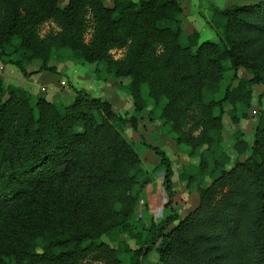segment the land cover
Here are the masks:
<instances>
[{
    "label": "rangeland",
    "instance_id": "obj_1",
    "mask_svg": "<svg viewBox=\"0 0 264 264\" xmlns=\"http://www.w3.org/2000/svg\"><path fill=\"white\" fill-rule=\"evenodd\" d=\"M18 1L14 14L7 15L5 3L0 0V37L4 38L5 44L0 51L4 58H21L23 54L26 70L41 64L52 65L54 69L26 75L12 62L0 58L2 86L25 90L19 95H12L6 90L3 98H13L12 106L6 110V121L19 140H30L42 121L47 122L52 115H56L63 124L69 143L63 149L55 148L33 169L13 179L16 193L0 199V246L14 247L23 242L32 243L43 235L54 237L73 233L89 228L94 219L108 222L112 215L121 218V208L128 203L132 184L139 179H133L132 167L120 163H114V168L109 165L106 152H113L112 143L115 141L112 140L124 139L131 150L125 151V162L136 159L144 174L150 178L133 203L129 218L131 226L141 231L148 229L153 222L170 212L165 206L168 196L162 186L164 167L159 164V155L143 143L142 136L148 143L163 148L169 156L173 166L171 205L177 209L179 219L186 217L210 186L207 162L201 160L200 152L207 145L203 140L204 131L214 130L216 122L202 119L192 104L182 105L181 108L166 107L168 97L161 94L160 87L153 90L148 81L133 83L130 73H126L122 65L114 64L130 59L133 51L130 38L121 44L106 46L93 60L83 58L80 52L84 53L97 36L98 23L92 10V0H55L57 8L70 6L81 17L84 27L78 33H75L76 26L71 21L67 23L70 27L64 26L48 3L36 1L22 6L28 0ZM178 1L182 6L179 15L182 33L197 32L199 43L219 39L221 29L216 30L210 23L213 8L258 0H224L217 5L212 0ZM102 3L112 7L114 0H102ZM251 34L253 41L249 50L264 58V28ZM155 47V54L160 55L162 45ZM223 66L218 90L213 94L214 100L221 98L228 87L237 83L227 60L223 61ZM238 75L250 76L243 68H239ZM159 81L165 86L163 79ZM79 87L109 100L114 110L125 117L136 112L134 100L141 98L143 108L137 113L138 130L129 122H102L104 115L92 107L79 115L71 113L68 105L77 95L75 89ZM263 88L262 84L252 85L250 104H226L221 112L220 134L214 136L215 140L219 137V146L228 155L227 169L236 160L244 161L252 154L255 124L260 109H264ZM58 103L66 110L56 111L55 104ZM166 109L173 112V117L178 114L176 109H181L184 115L179 121L167 118L163 113ZM232 110L237 112V121H233ZM243 110L248 113L247 117L240 116ZM218 114L219 108L214 106L212 116ZM25 127H28V132L24 134ZM47 135V140H51L49 131ZM46 146L48 149L53 147L52 144ZM220 195L221 191L214 197ZM104 206L108 209L102 210ZM119 238H127L130 246H135L133 237L120 234ZM119 241L102 234L79 255L61 262L44 259L35 264H117L113 252L121 250ZM157 242L144 257V264H161L155 250ZM221 244L227 250L225 259L229 262L246 258V253L240 252L237 241L227 238Z\"/></svg>",
    "mask_w": 264,
    "mask_h": 264
},
{
    "label": "trees",
    "instance_id": "obj_2",
    "mask_svg": "<svg viewBox=\"0 0 264 264\" xmlns=\"http://www.w3.org/2000/svg\"><path fill=\"white\" fill-rule=\"evenodd\" d=\"M2 1L7 15H13L19 5L16 0ZM36 1L48 3L64 26L70 27L67 23L71 21L76 26L75 33L83 29L84 22L76 11L70 6L57 8L55 0H28L22 6ZM92 3L98 23L97 36L84 53L80 52L83 58L93 60L106 46L121 44L130 38L133 49L130 59L114 64L122 65L123 70L130 73L133 83L148 81L153 90L160 87L161 94L168 97L166 107L181 108L182 105L192 104L202 119L216 122L214 130L204 131L203 140L207 145L200 152L201 160L207 162L210 186L202 193L199 204L186 217L179 219L177 209L171 205V160L163 148L148 143L142 136L143 143L159 155V164L164 167L162 186L168 196L165 206L170 212L153 222L148 229L136 230L130 224V214L138 193L150 178L144 174L136 159L125 162V151L131 152L126 141L112 140L115 141L112 143L114 150L106 152L109 165L114 168V163H120L132 167L133 179H139L132 184L128 203L121 208V218L112 215L108 222L94 219L89 228L73 233L54 237L43 235L32 243L23 242L14 247L0 246V263L35 264L44 259L61 262L79 255L96 238L108 234L112 240L120 239L122 244L118 253L113 252L117 264H144V257L157 241L155 250L161 264H264V109H260L255 124L251 156L244 161L236 160L230 169L225 166L228 155L221 150L219 137L215 140L214 136L220 134L221 112L226 104L247 106L251 103L252 85L262 84L264 87V58L249 50L253 41L251 32L264 28V0L213 8L210 23L216 30L221 29V34L218 41L203 40L199 43L197 32L182 33L179 20L182 6L178 0H114L112 7L104 6L102 0H92ZM157 44L162 45L160 55L154 52ZM0 47L5 48L3 37H0ZM0 58L12 62L26 75L54 69L52 65L41 64L26 70L23 54L21 58H4L0 51ZM224 60L229 62L237 83L228 87L221 98L214 100ZM239 68L245 69L250 76H239ZM160 79L165 81V86ZM6 90L12 95L25 93L22 87L5 89L0 81V199L16 193L17 189L12 184L14 178L33 169L55 148L63 149L69 143L63 124L56 115H52L47 122L42 121L30 140H19L6 121V110L13 104L11 96L3 98ZM75 91L77 95L68 105L71 113L79 115L92 107L104 115L102 122H129L138 130L137 113L143 108L141 98L134 100L136 112L125 117L114 110L109 100L95 96L83 87ZM214 106L219 108L217 116H212ZM55 109L66 110V107L58 103ZM163 113L167 118L178 121L184 115L181 109H176L178 114L175 117L170 110L166 109ZM231 113L233 121H237V112L232 110ZM240 116L247 117L248 113L243 110ZM48 131L51 140H47ZM27 132L28 127H25L24 134ZM47 144L53 147L48 149ZM219 191L221 195L214 197ZM99 209H96V214ZM106 209L105 206L102 208ZM120 234L133 237L135 246H130L127 238H119ZM227 238L237 241L240 252L246 253L245 259L234 262L225 259L227 250L222 247L221 241Z\"/></svg>",
    "mask_w": 264,
    "mask_h": 264
},
{
    "label": "crops",
    "instance_id": "obj_3",
    "mask_svg": "<svg viewBox=\"0 0 264 264\" xmlns=\"http://www.w3.org/2000/svg\"><path fill=\"white\" fill-rule=\"evenodd\" d=\"M199 1V0H198ZM224 0H212L213 3H215L217 5V3H221L223 2Z\"/></svg>",
    "mask_w": 264,
    "mask_h": 264
}]
</instances>
